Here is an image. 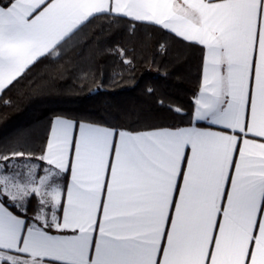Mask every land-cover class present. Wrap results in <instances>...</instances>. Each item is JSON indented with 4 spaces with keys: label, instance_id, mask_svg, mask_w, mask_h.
<instances>
[{
    "label": "snow or ice",
    "instance_id": "1",
    "mask_svg": "<svg viewBox=\"0 0 264 264\" xmlns=\"http://www.w3.org/2000/svg\"><path fill=\"white\" fill-rule=\"evenodd\" d=\"M95 19L202 46L189 123L57 114L38 157L0 142V264H264V0H8L0 104Z\"/></svg>",
    "mask_w": 264,
    "mask_h": 264
},
{
    "label": "trees",
    "instance_id": "2",
    "mask_svg": "<svg viewBox=\"0 0 264 264\" xmlns=\"http://www.w3.org/2000/svg\"><path fill=\"white\" fill-rule=\"evenodd\" d=\"M117 45L127 49L130 64L111 55ZM201 48L155 26L132 30L95 19L61 56L41 58L6 90L10 104H0V142L38 157L57 114L123 127L187 126L201 85Z\"/></svg>",
    "mask_w": 264,
    "mask_h": 264
},
{
    "label": "crops",
    "instance_id": "3",
    "mask_svg": "<svg viewBox=\"0 0 264 264\" xmlns=\"http://www.w3.org/2000/svg\"><path fill=\"white\" fill-rule=\"evenodd\" d=\"M30 67H31V66H30ZM213 130H217V129L214 128Z\"/></svg>",
    "mask_w": 264,
    "mask_h": 264
}]
</instances>
